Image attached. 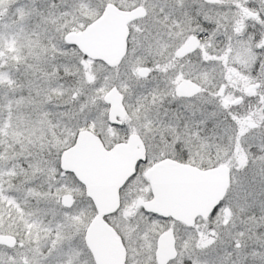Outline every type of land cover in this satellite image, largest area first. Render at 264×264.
<instances>
[{
  "label": "snow or ice",
  "instance_id": "snow-or-ice-1",
  "mask_svg": "<svg viewBox=\"0 0 264 264\" xmlns=\"http://www.w3.org/2000/svg\"><path fill=\"white\" fill-rule=\"evenodd\" d=\"M0 264H264V0H0Z\"/></svg>",
  "mask_w": 264,
  "mask_h": 264
}]
</instances>
